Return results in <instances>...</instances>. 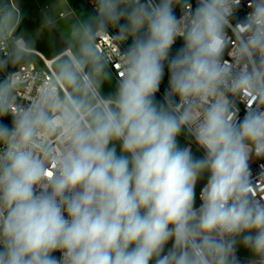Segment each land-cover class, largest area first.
I'll return each mask as SVG.
<instances>
[{
  "label": "clouds",
  "instance_id": "1",
  "mask_svg": "<svg viewBox=\"0 0 264 264\" xmlns=\"http://www.w3.org/2000/svg\"><path fill=\"white\" fill-rule=\"evenodd\" d=\"M91 4L43 14L63 43L43 80L0 0V264H264V0Z\"/></svg>",
  "mask_w": 264,
  "mask_h": 264
},
{
  "label": "rangeland",
  "instance_id": "2",
  "mask_svg": "<svg viewBox=\"0 0 264 264\" xmlns=\"http://www.w3.org/2000/svg\"><path fill=\"white\" fill-rule=\"evenodd\" d=\"M59 2H60V6L62 8H65L66 12L68 11L66 6L69 5V8L71 10L91 14L89 11L85 10V8H82L77 4H73L69 0H59ZM18 3L23 13V20L20 25V28L18 29V32H25L26 34L35 37L37 41L36 44L37 51L42 53L47 58H53L57 56L56 53H58L59 50L63 47V43L61 41L62 37L59 30H54L52 32H49L47 30L41 29L43 14L52 8V6L56 3V0H18ZM59 24L61 28L67 27V25L63 20L59 21ZM116 85L117 82L115 81L112 75L111 81L104 85L102 89L103 93L105 95H108L114 92L116 89ZM177 139L181 147L190 145L194 156L198 158L203 156L199 148L195 145L193 140L186 133H182L180 136H178ZM117 148L119 151V145H117ZM206 182H207V174H205V176L200 181H198L196 187L197 207H199L200 205L198 200L199 190L201 186ZM170 246L171 244H169V247ZM237 253L239 257H243L245 255H251V253L242 246L238 247Z\"/></svg>",
  "mask_w": 264,
  "mask_h": 264
},
{
  "label": "built area",
  "instance_id": "3",
  "mask_svg": "<svg viewBox=\"0 0 264 264\" xmlns=\"http://www.w3.org/2000/svg\"><path fill=\"white\" fill-rule=\"evenodd\" d=\"M80 2L83 4V6L91 14L94 12L93 5L91 4V0H80ZM192 3H193V6H195V0H192ZM247 3H248V0H242V4H241V7H240L239 13H238V15L240 17L245 16L246 13L249 11V9L247 7ZM179 14H180L179 9H177V15H179ZM178 41H181L180 45H182V40L178 39L176 44L173 46V48L177 46ZM129 43H130V41H129ZM103 45L108 46L109 42L105 40L103 42ZM36 57H37V59L35 62L28 64L26 66H23L21 68V71L26 73L28 76H32L34 73H36L39 75L40 79L46 80L48 78V76L53 72L54 64L56 62L57 56H55L53 58H47L42 53L37 51ZM110 68H111L113 77H114L115 81L117 82V70L114 66H110ZM167 82L168 81H167V72H166L165 78L161 84L160 92L157 94L158 100L162 98L163 92H164L165 88L167 87ZM29 90H31V86H29ZM239 107H240V116L242 117L244 115V112H245V105L240 104ZM4 122L10 124V118L5 119ZM192 140L195 143L194 139H192ZM195 145H196V143H195ZM199 150L204 155L203 150L202 149H199ZM262 166H264V160L253 161L250 165L251 174H252V178H253L254 183L256 182V180L259 178V176L261 174H264V167H262ZM203 186H204V184L201 186V188L199 190V194H200V191L202 190ZM199 194H198V200H199V203H201V201L199 199ZM54 255L57 258H59L61 254L59 252H56V253H54ZM237 257L240 261L242 260L241 264H248V261L252 258L251 255H245L243 257H239L238 253H237Z\"/></svg>",
  "mask_w": 264,
  "mask_h": 264
},
{
  "label": "trees",
  "instance_id": "4",
  "mask_svg": "<svg viewBox=\"0 0 264 264\" xmlns=\"http://www.w3.org/2000/svg\"><path fill=\"white\" fill-rule=\"evenodd\" d=\"M71 3H73V4H77V5H79L80 7H82V8H85L84 6H83V4L80 2V0H69ZM85 10H87L86 8H85ZM88 11V10H87ZM181 41H178V43H177V46L176 47H174L173 48V53L175 52V50L177 49V48H179L181 45ZM197 187V186H196Z\"/></svg>",
  "mask_w": 264,
  "mask_h": 264
},
{
  "label": "crops",
  "instance_id": "5",
  "mask_svg": "<svg viewBox=\"0 0 264 264\" xmlns=\"http://www.w3.org/2000/svg\"><path fill=\"white\" fill-rule=\"evenodd\" d=\"M113 75V74H112Z\"/></svg>",
  "mask_w": 264,
  "mask_h": 264
}]
</instances>
